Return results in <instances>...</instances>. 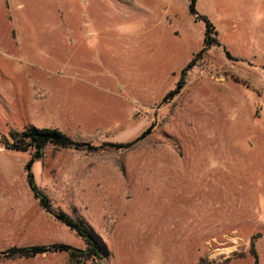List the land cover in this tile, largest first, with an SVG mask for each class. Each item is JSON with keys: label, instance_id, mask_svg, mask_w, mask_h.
<instances>
[{"label": "rangeland", "instance_id": "rangeland-1", "mask_svg": "<svg viewBox=\"0 0 264 264\" xmlns=\"http://www.w3.org/2000/svg\"><path fill=\"white\" fill-rule=\"evenodd\" d=\"M0 0V252L81 237L26 182L35 126L128 148L47 146L31 171L102 253L0 255V264H264V0ZM229 53V56L225 54Z\"/></svg>", "mask_w": 264, "mask_h": 264}, {"label": "trees", "instance_id": "trees-1", "mask_svg": "<svg viewBox=\"0 0 264 264\" xmlns=\"http://www.w3.org/2000/svg\"><path fill=\"white\" fill-rule=\"evenodd\" d=\"M197 0H189L188 13L194 21H202L204 24V38L202 48L196 52L188 63L179 71V76L175 86L172 90L163 96V101L177 95L186 83L187 72L196 65L207 49L212 45L219 44L215 34V26L208 19L206 15L200 14L196 9ZM229 56V53L225 51ZM152 125L146 128L135 140L127 143L118 142H104L101 144H91L90 142L80 141L73 139L66 134L62 133L56 128H37L30 126L21 132H10L9 140H4L3 145L5 148L14 151H31L32 158L25 164L26 182L31 190L34 198L39 202V205L53 217L61 225L73 231L83 239L86 244V249L80 250L64 243L40 244L31 246L11 247L7 250L0 252L4 257L13 258L20 257H34L39 254L49 252H67L71 257L76 254H82L91 257L95 261L102 259V253L98 249L97 242L90 234V232L83 226L81 222L72 218L69 214L62 210H55L51 204L48 196L38 187L35 182L34 174L31 171V165L34 160H40L43 156L44 149L47 146H53L61 149H74L86 151L90 153L101 152L107 149H121L128 148L136 141L148 135L151 131Z\"/></svg>", "mask_w": 264, "mask_h": 264}]
</instances>
